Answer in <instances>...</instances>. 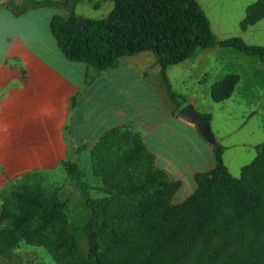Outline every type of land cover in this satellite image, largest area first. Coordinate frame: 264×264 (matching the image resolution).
<instances>
[{
	"label": "trees",
	"instance_id": "16d2710c",
	"mask_svg": "<svg viewBox=\"0 0 264 264\" xmlns=\"http://www.w3.org/2000/svg\"><path fill=\"white\" fill-rule=\"evenodd\" d=\"M81 1L11 0L8 6L17 16L31 8L65 11L52 17L50 28L69 60L86 63L83 90L118 66L121 57L151 51L177 111L186 99L173 90L169 66L216 44L264 61V45L240 37L218 41L198 0H112L111 11L99 19L77 14ZM263 18L264 0H255L240 27L246 30ZM239 81L237 73L215 81L211 98H230ZM78 95L72 97L73 107ZM213 147L215 165L197 172L196 189L174 203L181 180L156 165L141 132L128 126L107 130L89 150L92 173L101 180L96 189L103 196H91L93 186L78 162H61L91 209L85 225L88 253H82L69 229L59 188L45 185L37 172L3 190L0 257L7 258L4 264H23L14 250L24 241L47 249L57 264H264V142L240 177L225 164L224 146Z\"/></svg>",
	"mask_w": 264,
	"mask_h": 264
},
{
	"label": "crops",
	"instance_id": "0c3cea01",
	"mask_svg": "<svg viewBox=\"0 0 264 264\" xmlns=\"http://www.w3.org/2000/svg\"><path fill=\"white\" fill-rule=\"evenodd\" d=\"M56 14L65 11L31 8L17 16L8 2L0 3V192L37 172L52 178L65 170L63 159L79 163L107 130L132 125L156 165L181 180L173 196L180 202L177 193L196 189L195 174L215 165V153L194 124L176 115L156 56H123L83 90L86 63L69 60L59 48L50 28ZM82 145L87 148L79 151Z\"/></svg>",
	"mask_w": 264,
	"mask_h": 264
},
{
	"label": "rangeland",
	"instance_id": "374dc122",
	"mask_svg": "<svg viewBox=\"0 0 264 264\" xmlns=\"http://www.w3.org/2000/svg\"><path fill=\"white\" fill-rule=\"evenodd\" d=\"M198 1L206 11L218 41L240 37L249 44L264 45V18L246 30L240 27L247 6L255 0ZM113 6V1L83 0L77 5L76 13L99 19L105 17ZM185 62L184 65L179 63L168 67L172 88L186 99V103L194 99V105L200 114L210 115L214 135L218 143L224 146V162L233 176L240 177L242 167L256 157V146L264 142V61L234 47L216 44L199 49ZM152 73L154 75V71ZM230 73L239 74L240 81L230 98L215 102L210 95L211 85ZM161 114V110L156 112L157 116ZM130 127L137 130V126ZM67 136L69 137L68 132ZM79 164L85 171L86 181L93 186L91 196H103L96 189L101 185V180L93 175L87 153H81ZM42 182L59 188L60 197L67 202L65 211L69 229L76 236L82 253L87 254L85 225L91 209L80 189L61 168L52 178H42ZM189 191L190 188H182L175 200L183 201L188 197ZM2 193L3 191L0 192V210ZM14 251L21 256L23 264H57L47 249L41 246L22 241ZM6 261L7 258L0 257V264Z\"/></svg>",
	"mask_w": 264,
	"mask_h": 264
},
{
	"label": "water",
	"instance_id": "95a60500",
	"mask_svg": "<svg viewBox=\"0 0 264 264\" xmlns=\"http://www.w3.org/2000/svg\"><path fill=\"white\" fill-rule=\"evenodd\" d=\"M10 0H0L1 4L7 3ZM176 115L194 124L201 136L209 143L217 145L218 141L211 127L210 119L200 114L193 102H187L180 106L176 111Z\"/></svg>",
	"mask_w": 264,
	"mask_h": 264
}]
</instances>
